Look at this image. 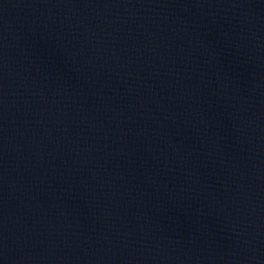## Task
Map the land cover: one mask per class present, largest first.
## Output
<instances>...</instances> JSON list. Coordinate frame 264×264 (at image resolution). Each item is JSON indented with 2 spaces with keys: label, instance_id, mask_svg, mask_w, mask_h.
<instances>
[{
  "label": "water",
  "instance_id": "obj_1",
  "mask_svg": "<svg viewBox=\"0 0 264 264\" xmlns=\"http://www.w3.org/2000/svg\"><path fill=\"white\" fill-rule=\"evenodd\" d=\"M0 264H264V0H0Z\"/></svg>",
  "mask_w": 264,
  "mask_h": 264
}]
</instances>
